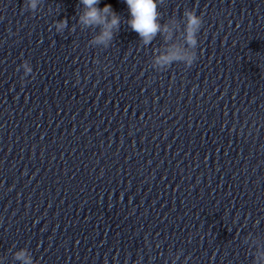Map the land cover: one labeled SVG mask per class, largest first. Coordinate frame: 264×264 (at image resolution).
<instances>
[{
  "label": "clouds",
  "instance_id": "clouds-1",
  "mask_svg": "<svg viewBox=\"0 0 264 264\" xmlns=\"http://www.w3.org/2000/svg\"><path fill=\"white\" fill-rule=\"evenodd\" d=\"M82 9L78 13V24L82 29H99L90 41L92 45H102L107 48L113 41L116 33L121 26V16L112 8L111 4H105L102 8L98 5L100 0H79ZM129 12V18L126 23L130 29L136 32L140 42L147 46L160 35L163 37L167 50L155 57V65L166 67L176 61H184L191 64L195 54H187L185 48L177 43L168 44L174 35L183 34L184 43L195 47L198 43L197 37L201 30L203 20L198 16L194 9L183 11L182 18L170 17L167 21L161 22V12L159 10L163 0H124ZM40 4V0H25L24 10L35 13ZM181 20L183 23L181 24ZM57 33H62L68 27V20H57L54 24ZM25 74L33 72L27 60L20 65ZM256 251L252 264H261L264 261V241L257 239L255 241ZM13 259L20 261L21 264H36L32 254L27 248H22L13 253Z\"/></svg>",
  "mask_w": 264,
  "mask_h": 264
}]
</instances>
